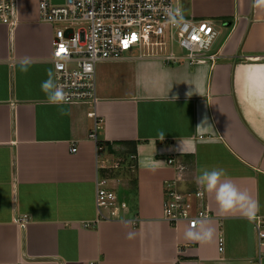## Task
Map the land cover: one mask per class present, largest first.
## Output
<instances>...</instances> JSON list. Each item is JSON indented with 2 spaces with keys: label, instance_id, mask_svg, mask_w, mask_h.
<instances>
[{
  "label": "crops",
  "instance_id": "crops-1",
  "mask_svg": "<svg viewBox=\"0 0 264 264\" xmlns=\"http://www.w3.org/2000/svg\"><path fill=\"white\" fill-rule=\"evenodd\" d=\"M175 3L184 18L213 22L215 64L136 54L100 63L93 108L47 103L41 83L53 73V27L41 21L38 0H16L18 24L0 25V264L254 263V223L264 220V2ZM24 56L33 60L27 73L17 63ZM121 151L134 157L126 165L134 180L120 189V172L109 164ZM171 159L185 167V192L203 190L199 167L223 168L257 202L255 217L222 213L204 192L208 219L195 229L169 225L163 201L176 176ZM100 178L127 205L118 219H99ZM19 219L28 221L24 229ZM201 225L214 228L211 240L184 238Z\"/></svg>",
  "mask_w": 264,
  "mask_h": 264
},
{
  "label": "built area",
  "instance_id": "built-area-1",
  "mask_svg": "<svg viewBox=\"0 0 264 264\" xmlns=\"http://www.w3.org/2000/svg\"><path fill=\"white\" fill-rule=\"evenodd\" d=\"M38 0V11L43 23L53 27L52 65L53 78L65 92L70 103L95 108L96 67L107 61H121L130 54L140 58H159L165 63L190 65L215 64L219 56L212 50L218 38L213 22L177 18L169 22L168 9L178 8L175 0ZM18 24L16 0H0V25L14 28ZM125 44L127 46H125ZM63 46L64 51L57 55ZM179 52H175L174 47ZM95 124L90 138L96 142L101 121L94 116ZM101 146L97 152H102ZM76 147L71 148V153ZM134 157H131L133 159ZM167 163L176 170L174 180L165 185L163 218L171 226L186 222L191 229L208 219L202 189L180 191L185 181V167L173 159ZM96 204L99 219H118L127 205L119 201L106 179L96 181ZM26 219V218H25ZM16 222L24 229L28 221ZM254 230L257 253L253 264L264 258V220L256 219ZM219 245L222 250L223 238Z\"/></svg>",
  "mask_w": 264,
  "mask_h": 264
},
{
  "label": "clouds",
  "instance_id": "clouds-1",
  "mask_svg": "<svg viewBox=\"0 0 264 264\" xmlns=\"http://www.w3.org/2000/svg\"><path fill=\"white\" fill-rule=\"evenodd\" d=\"M264 0H254V3H261ZM166 14L169 16V22L175 24L177 18L182 16V12L179 8L168 9ZM19 70L23 73H27L31 67L33 60L31 57L24 56L18 60ZM48 78L41 83V91L47 98V103L50 105L62 106L70 103L69 95L64 89L58 85L54 78L53 73L49 70ZM189 95V93H188ZM175 99V97H173ZM61 115L70 114L63 107H59ZM207 123L205 117L204 122L197 127L200 128ZM162 140L164 139V133L160 134ZM198 175L195 178L198 187L203 188L204 192L213 195L217 205L222 213H231L234 211H240L249 219L255 217L258 211V204L252 200L247 191H241L234 183L227 179V173L223 168L201 166L197 169ZM214 228L201 225L199 231L186 230L184 232V238L187 240H198L201 242L209 241L214 236Z\"/></svg>",
  "mask_w": 264,
  "mask_h": 264
},
{
  "label": "rangeland",
  "instance_id": "rangeland-1",
  "mask_svg": "<svg viewBox=\"0 0 264 264\" xmlns=\"http://www.w3.org/2000/svg\"><path fill=\"white\" fill-rule=\"evenodd\" d=\"M174 50L175 52H180L176 46L174 47ZM103 154L104 153H100L99 155L102 156ZM127 162L134 163V160L129 158L128 156H125L123 152L121 151L117 153L115 157H113V159L111 160L109 164L111 166V169H115V170L117 169V171L120 172V173H116V175H119L120 177H122L121 179H119L120 181L117 182V187H119L120 189L126 188L128 186V183L134 180L133 169L131 168L129 169L128 167H126ZM126 171L129 173H125ZM112 174L115 176V173H111V175ZM124 181H126V183ZM117 197L118 199L120 198L119 195H117Z\"/></svg>",
  "mask_w": 264,
  "mask_h": 264
},
{
  "label": "water",
  "instance_id": "water-1",
  "mask_svg": "<svg viewBox=\"0 0 264 264\" xmlns=\"http://www.w3.org/2000/svg\"><path fill=\"white\" fill-rule=\"evenodd\" d=\"M53 1V3H55V4H59V3H63L64 1L63 0H52Z\"/></svg>",
  "mask_w": 264,
  "mask_h": 264
},
{
  "label": "snow or ice",
  "instance_id": "snow-or-ice-1",
  "mask_svg": "<svg viewBox=\"0 0 264 264\" xmlns=\"http://www.w3.org/2000/svg\"><path fill=\"white\" fill-rule=\"evenodd\" d=\"M125 46H127V45L125 44ZM63 51H64L63 46H61V49H60V51L57 53V55H60Z\"/></svg>",
  "mask_w": 264,
  "mask_h": 264
}]
</instances>
